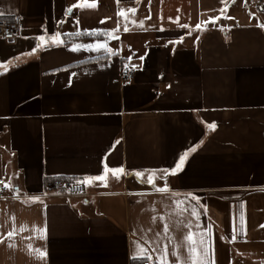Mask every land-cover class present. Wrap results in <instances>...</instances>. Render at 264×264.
<instances>
[{
  "label": "crops",
  "instance_id": "0c3cea01",
  "mask_svg": "<svg viewBox=\"0 0 264 264\" xmlns=\"http://www.w3.org/2000/svg\"><path fill=\"white\" fill-rule=\"evenodd\" d=\"M261 2L0 0V22L22 19L15 39L0 36V179L11 189L0 264H159L165 247L169 264H189L190 232L211 239L214 264H264ZM45 30L67 35L32 52ZM93 32L106 35L71 41ZM96 42L114 55L71 50ZM105 158L126 174L80 183L83 195L46 189L101 174Z\"/></svg>",
  "mask_w": 264,
  "mask_h": 264
},
{
  "label": "snow or ice",
  "instance_id": "6c2138e0",
  "mask_svg": "<svg viewBox=\"0 0 264 264\" xmlns=\"http://www.w3.org/2000/svg\"><path fill=\"white\" fill-rule=\"evenodd\" d=\"M79 5H73L71 7H68L66 10L68 13H71L73 11L74 7H78ZM94 6V5H93ZM0 15H2V13H0ZM121 16H125V12H121L120 13ZM63 22V21H61ZM213 23H215V18L212 20ZM197 29L200 28V25L198 24ZM125 31H127V28H125ZM63 35H67V34H62L61 32L57 31L52 35H48L46 30H45V34L43 35H39L36 37L37 43L36 45L33 47L32 52L37 51L41 45H44L45 47H47L48 42L50 41L52 44H62L63 43ZM108 36H111V33H107ZM71 50L76 52V51H80V50H87L89 52H100L101 50H103L108 57H111L112 55H114V50L112 48H110L106 43L103 42H96V43H88V44H80V43H74L71 47ZM144 56L139 57V59L141 61L144 60ZM129 59H131V57H129ZM73 75H75V73H73ZM210 127H215L214 124L210 125ZM187 155L188 153L185 152L183 155L179 156L178 162L175 163L173 168H165V169H160L159 171L162 173L163 176H167L170 172L172 174L177 173L178 171L182 170L185 163H186V159H187ZM103 171L101 174L98 175H89V176H85L79 180H77V183H83V184H91L93 182H100L101 184H103L104 186H107L108 183V177L109 174H111L114 178L119 179L121 176L125 175V168L123 166H117V167H110L107 163V160L105 158V160L103 161ZM153 175H149L147 177V182L149 184H153L154 182V173L157 170H150ZM135 176L137 177H143L144 173L141 171H136L134 173ZM160 191H168V189L165 187L163 189H159ZM189 197L191 200L196 201L197 203H199V197L189 193ZM34 199H37L36 197H34ZM186 200L188 198H185ZM185 201H176L177 206H179L180 204L184 203ZM192 214L195 216L197 214L196 212V206L192 205ZM243 221H244V217L241 216V227L243 228ZM165 232L168 231L167 226H165ZM37 231L39 232L40 230L37 229ZM44 233V238L46 239V227L43 230ZM9 236L12 235V233H8ZM199 239H197V236L195 233L190 232L186 239L189 243V247L187 249L189 257H190V262L189 264H214L213 260L209 259L210 256V250H211V239L209 238V242L208 244L205 243V235L204 233H200L199 234ZM233 238H235V231H233ZM40 253V256L42 258H46V251L43 249L38 250ZM168 252H167V248L165 247V249L163 250V252L160 254L159 256V264H169L168 261ZM142 258V257H141ZM149 259H151V257H148ZM176 259L179 261V256H176Z\"/></svg>",
  "mask_w": 264,
  "mask_h": 264
},
{
  "label": "built area",
  "instance_id": "2783aa9c",
  "mask_svg": "<svg viewBox=\"0 0 264 264\" xmlns=\"http://www.w3.org/2000/svg\"><path fill=\"white\" fill-rule=\"evenodd\" d=\"M259 12H264V2L257 5ZM22 29V19L20 17L14 18L12 21L0 22V36L5 40H13L18 36ZM134 78V71L127 66L122 71L123 80H132ZM48 191H63L69 196L83 195L85 193L84 185L77 183L70 179H54L45 185ZM11 195L10 187L4 180L0 179V199L9 198ZM143 264H150L145 262Z\"/></svg>",
  "mask_w": 264,
  "mask_h": 264
},
{
  "label": "trees",
  "instance_id": "16d2710c",
  "mask_svg": "<svg viewBox=\"0 0 264 264\" xmlns=\"http://www.w3.org/2000/svg\"><path fill=\"white\" fill-rule=\"evenodd\" d=\"M105 33H98V32H93V33H81L78 35L71 36V41L74 39H96V38H103L105 37Z\"/></svg>",
  "mask_w": 264,
  "mask_h": 264
}]
</instances>
